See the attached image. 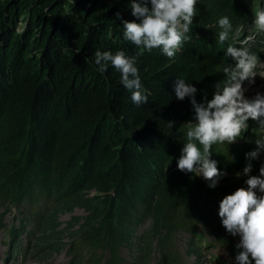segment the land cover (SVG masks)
Wrapping results in <instances>:
<instances>
[{
	"label": "trees",
	"instance_id": "16d2710c",
	"mask_svg": "<svg viewBox=\"0 0 264 264\" xmlns=\"http://www.w3.org/2000/svg\"><path fill=\"white\" fill-rule=\"evenodd\" d=\"M131 3L0 0V230L7 207L22 208L42 237L40 250H50L59 227L44 217L64 204L84 207V227L69 235L80 264L155 214L167 232H196L198 202L218 190L178 169L195 112L174 86L184 79L197 102L211 100L224 79L219 70L234 60L226 55L231 39L219 42L211 28L224 16L253 22L261 8L260 0H197L188 39L169 58L125 38L123 20L140 22ZM119 50L136 58L146 104L132 102L110 62L99 71L95 53ZM233 151L218 143L210 158L225 163ZM212 225L217 231L220 222Z\"/></svg>",
	"mask_w": 264,
	"mask_h": 264
},
{
	"label": "clouds",
	"instance_id": "9594fccd",
	"mask_svg": "<svg viewBox=\"0 0 264 264\" xmlns=\"http://www.w3.org/2000/svg\"><path fill=\"white\" fill-rule=\"evenodd\" d=\"M197 0H132V15L140 22L123 20L125 38L137 47L161 48L163 53L173 58L182 43L188 39L186 34L196 15ZM150 5V6H149ZM255 27L264 31V10L256 9ZM117 18H121L117 13ZM219 42L227 39L232 24L227 16L219 19ZM226 55L236 64L223 68L225 78L214 85L216 91L211 100L205 95V102H197V88L184 79L175 83L176 99L183 101L191 98L195 112V122L186 123V142L178 159V169L182 172L195 173L210 181L209 187L215 188L222 176L217 161L212 160L211 150L215 144H232L248 130V121L259 122L264 129V95L257 94L254 99L245 96L244 83H254L255 69L259 63L255 54L247 48L229 45ZM103 62V63H102ZM111 63L122 74V85L131 91L132 102L139 106L148 102L147 95L141 91V78L136 67V58L128 57L123 50L95 53V63L99 71L106 70ZM264 78V74H261ZM168 122L169 127L174 125ZM258 148H264V135H257ZM202 148V150H201ZM257 158L258 150L248 154ZM252 164L243 169L248 175L247 188L240 187L220 202L219 216L226 231L233 237L239 236L236 244V264H264V166L259 175H250ZM239 178L242 173H236Z\"/></svg>",
	"mask_w": 264,
	"mask_h": 264
},
{
	"label": "rangeland",
	"instance_id": "374dc122",
	"mask_svg": "<svg viewBox=\"0 0 264 264\" xmlns=\"http://www.w3.org/2000/svg\"><path fill=\"white\" fill-rule=\"evenodd\" d=\"M260 2L261 9L264 10V0ZM228 18L232 28L227 38L231 39L234 46L247 48L250 53L257 56L259 61L255 69L254 83L249 81L244 83L246 98L254 99L257 94L264 95V78L261 77V74H264V31L256 29L254 20L243 24L239 23L238 18L232 16ZM221 31L224 29L220 26L211 28V32L216 35H219ZM226 64L234 66V60ZM219 72L220 76L225 78L223 69ZM248 125V130L243 136L230 144L235 154L228 152L226 156L229 158L225 163L215 160L222 176L216 186L218 191L215 197L202 198L198 202L197 207L202 213V218L197 224L196 232L191 233L185 228H173L167 232L161 228L155 214L135 228L127 230L122 235V242L114 243L106 250L98 251L97 256L92 255L94 257L92 264H236V244L239 243L240 237L238 235L233 237L223 227L219 216V206L225 196L234 193L240 187H248L246 180L249 176L243 175V169L249 162L252 164L250 175L258 176L259 169L264 166V149L258 148L255 140L259 131L264 135V129L259 128L258 121L251 119ZM253 125H258L259 131L258 129L254 131ZM257 150L258 157L250 158L248 154ZM237 151L239 155L236 154ZM238 172L242 173L239 178L236 175ZM257 194L264 196V193H260L258 189ZM2 211L3 209H0V213ZM48 215L44 219H51L53 216V226L59 227V233L55 237L52 248L41 251V235L32 241L30 236L22 232L17 234L18 237L13 242L11 240V244L9 243L7 230L10 226L19 230L20 226L24 225V222L20 221L18 210L11 209L5 219L9 227L0 233V264L2 259L9 256L15 248L19 251L9 259L7 264H69V253L62 249L72 242L69 235L84 227L88 213L84 207L64 204L59 209H55L53 215L51 212ZM214 221L220 222L217 231L213 230L212 222ZM199 235H203L201 239H198ZM212 236H217L219 239ZM19 241L23 247L21 251ZM89 256L90 254L86 255L83 264ZM80 262L81 259L76 264Z\"/></svg>",
	"mask_w": 264,
	"mask_h": 264
},
{
	"label": "bare ground",
	"instance_id": "6f19581e",
	"mask_svg": "<svg viewBox=\"0 0 264 264\" xmlns=\"http://www.w3.org/2000/svg\"><path fill=\"white\" fill-rule=\"evenodd\" d=\"M249 19V18H248Z\"/></svg>",
	"mask_w": 264,
	"mask_h": 264
}]
</instances>
